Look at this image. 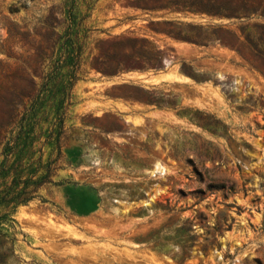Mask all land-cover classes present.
<instances>
[{"label": "rangeland", "instance_id": "374dc122", "mask_svg": "<svg viewBox=\"0 0 264 264\" xmlns=\"http://www.w3.org/2000/svg\"><path fill=\"white\" fill-rule=\"evenodd\" d=\"M0 264H264V0H0Z\"/></svg>", "mask_w": 264, "mask_h": 264}, {"label": "crops", "instance_id": "0c3cea01", "mask_svg": "<svg viewBox=\"0 0 264 264\" xmlns=\"http://www.w3.org/2000/svg\"><path fill=\"white\" fill-rule=\"evenodd\" d=\"M132 79H140L149 85H141L144 89L159 90L160 86L178 81L180 74L178 71H139L127 74ZM105 109L106 112L114 113L125 119L127 123L133 124L135 127L143 126V123H135L136 119L147 120L149 117H160L161 114L150 107L141 106L135 102L128 101L121 97H106L103 100L97 101Z\"/></svg>", "mask_w": 264, "mask_h": 264}, {"label": "bare ground", "instance_id": "6f19581e", "mask_svg": "<svg viewBox=\"0 0 264 264\" xmlns=\"http://www.w3.org/2000/svg\"><path fill=\"white\" fill-rule=\"evenodd\" d=\"M165 169L161 164H156L154 167V171L159 173H163Z\"/></svg>", "mask_w": 264, "mask_h": 264}, {"label": "trees", "instance_id": "16d2710c", "mask_svg": "<svg viewBox=\"0 0 264 264\" xmlns=\"http://www.w3.org/2000/svg\"><path fill=\"white\" fill-rule=\"evenodd\" d=\"M239 14H237V13H232V14H228V15H226V17H228V18H237V19H240V18H242L241 16H238ZM247 17H248V15H246Z\"/></svg>", "mask_w": 264, "mask_h": 264}]
</instances>
